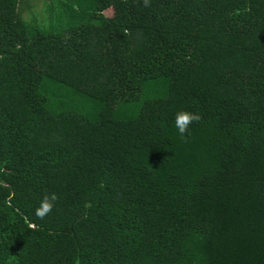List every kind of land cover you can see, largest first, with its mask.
<instances>
[{
  "label": "trees",
  "instance_id": "16d2710c",
  "mask_svg": "<svg viewBox=\"0 0 264 264\" xmlns=\"http://www.w3.org/2000/svg\"><path fill=\"white\" fill-rule=\"evenodd\" d=\"M41 1L0 0V264H264V0Z\"/></svg>",
  "mask_w": 264,
  "mask_h": 264
},
{
  "label": "clouds",
  "instance_id": "9594fccd",
  "mask_svg": "<svg viewBox=\"0 0 264 264\" xmlns=\"http://www.w3.org/2000/svg\"><path fill=\"white\" fill-rule=\"evenodd\" d=\"M144 6H148L149 0H143ZM201 119L199 113H193L185 110H181L175 115V127L177 128L182 139H186V133H188L189 127L192 123L198 122ZM57 196L55 193L46 194L40 202L39 207L35 210V215L39 219H43L47 216L55 206Z\"/></svg>",
  "mask_w": 264,
  "mask_h": 264
},
{
  "label": "rangeland",
  "instance_id": "374dc122",
  "mask_svg": "<svg viewBox=\"0 0 264 264\" xmlns=\"http://www.w3.org/2000/svg\"><path fill=\"white\" fill-rule=\"evenodd\" d=\"M22 5H25V2L24 1H22V2H20ZM27 4H30L32 7H33V9H39L40 7H41V5H42V1L41 0H28V3ZM27 11H24V13H26Z\"/></svg>",
  "mask_w": 264,
  "mask_h": 264
}]
</instances>
